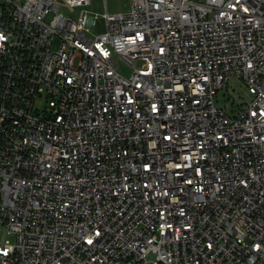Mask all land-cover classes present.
<instances>
[{"label":"built area","instance_id":"2783aa9c","mask_svg":"<svg viewBox=\"0 0 264 264\" xmlns=\"http://www.w3.org/2000/svg\"><path fill=\"white\" fill-rule=\"evenodd\" d=\"M62 4L91 0H2L0 264H264V0H133L95 38Z\"/></svg>","mask_w":264,"mask_h":264},{"label":"rangeland","instance_id":"374dc122","mask_svg":"<svg viewBox=\"0 0 264 264\" xmlns=\"http://www.w3.org/2000/svg\"><path fill=\"white\" fill-rule=\"evenodd\" d=\"M133 0H91V4L84 8H70L66 4H62L61 12L64 16L77 20L82 11L88 12L90 18H97L96 25L92 28L89 34L90 38L103 35L106 32V20L105 14L110 15H125L132 10ZM2 6V0H0V12ZM54 50H58L59 42L54 45ZM142 63L138 62L136 66H140ZM119 73L125 78H129L133 69L126 63L119 62ZM252 96L249 94L246 85L238 78H231L228 83L225 84L223 89L218 93L216 97L217 104L220 108H223L229 115L236 114L238 110L244 108ZM227 106V107H226ZM3 242L10 245L15 244L16 238L8 232H0V244Z\"/></svg>","mask_w":264,"mask_h":264}]
</instances>
